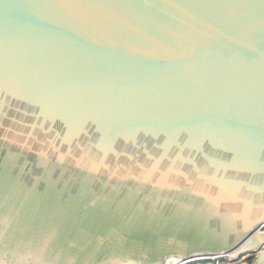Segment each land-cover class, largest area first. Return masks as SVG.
Returning a JSON list of instances; mask_svg holds the SVG:
<instances>
[{"label": "water", "instance_id": "1", "mask_svg": "<svg viewBox=\"0 0 264 264\" xmlns=\"http://www.w3.org/2000/svg\"><path fill=\"white\" fill-rule=\"evenodd\" d=\"M231 256L264 264V0H0V264Z\"/></svg>", "mask_w": 264, "mask_h": 264}, {"label": "built area", "instance_id": "2", "mask_svg": "<svg viewBox=\"0 0 264 264\" xmlns=\"http://www.w3.org/2000/svg\"><path fill=\"white\" fill-rule=\"evenodd\" d=\"M254 256H255V253H252L248 257L252 258ZM248 257L244 256L242 258H239V259L235 260L234 262L233 261H229V264H241V263L247 262L249 260V259H247Z\"/></svg>", "mask_w": 264, "mask_h": 264}, {"label": "bare ground", "instance_id": "3", "mask_svg": "<svg viewBox=\"0 0 264 264\" xmlns=\"http://www.w3.org/2000/svg\"><path fill=\"white\" fill-rule=\"evenodd\" d=\"M231 257H229L228 259H231ZM162 264H179V261L175 258H170V259H167L166 261H164Z\"/></svg>", "mask_w": 264, "mask_h": 264}, {"label": "trees", "instance_id": "4", "mask_svg": "<svg viewBox=\"0 0 264 264\" xmlns=\"http://www.w3.org/2000/svg\"><path fill=\"white\" fill-rule=\"evenodd\" d=\"M220 261H199V262H196V263H192V264H219ZM223 264V263H221Z\"/></svg>", "mask_w": 264, "mask_h": 264}, {"label": "rangeland", "instance_id": "5", "mask_svg": "<svg viewBox=\"0 0 264 264\" xmlns=\"http://www.w3.org/2000/svg\"><path fill=\"white\" fill-rule=\"evenodd\" d=\"M242 258V257H241ZM246 259V258H245ZM229 261H232L231 259H228V258H226V259H224V260H222V261H220L219 262V264H221V263H223V264H229Z\"/></svg>", "mask_w": 264, "mask_h": 264}, {"label": "flooded vegetation", "instance_id": "6", "mask_svg": "<svg viewBox=\"0 0 264 264\" xmlns=\"http://www.w3.org/2000/svg\"><path fill=\"white\" fill-rule=\"evenodd\" d=\"M247 262H250V260H248Z\"/></svg>", "mask_w": 264, "mask_h": 264}]
</instances>
